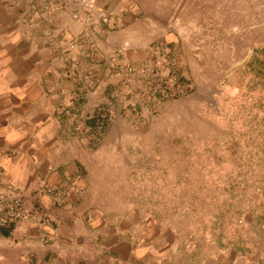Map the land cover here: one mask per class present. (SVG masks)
<instances>
[{
    "label": "crops",
    "instance_id": "0c3cea01",
    "mask_svg": "<svg viewBox=\"0 0 264 264\" xmlns=\"http://www.w3.org/2000/svg\"><path fill=\"white\" fill-rule=\"evenodd\" d=\"M260 53L264 0H0V196L29 214L0 224V264H264V181L222 184L231 224L197 235L118 152L229 140L224 98L254 89Z\"/></svg>",
    "mask_w": 264,
    "mask_h": 264
},
{
    "label": "rangeland",
    "instance_id": "374dc122",
    "mask_svg": "<svg viewBox=\"0 0 264 264\" xmlns=\"http://www.w3.org/2000/svg\"><path fill=\"white\" fill-rule=\"evenodd\" d=\"M259 59L254 63L260 73L255 77L254 89L224 98L229 140L194 141L179 133L160 143L134 142L118 151L128 153L127 165L131 168L128 177L135 192L145 185L150 199L157 194L163 195L167 204L180 199L181 207L177 208L195 215L193 229L197 235L231 224L228 217L235 207L222 204L226 196L222 184L228 183L227 194L235 199L237 182L250 183L253 178L264 181V53H260ZM144 167L147 173L142 172ZM224 210L230 215L224 216Z\"/></svg>",
    "mask_w": 264,
    "mask_h": 264
},
{
    "label": "built area",
    "instance_id": "2783aa9c",
    "mask_svg": "<svg viewBox=\"0 0 264 264\" xmlns=\"http://www.w3.org/2000/svg\"><path fill=\"white\" fill-rule=\"evenodd\" d=\"M156 60L158 64V71L165 72L168 68L173 70L176 68L177 63L171 60L167 54L158 52L156 54ZM169 70L168 78L164 81L162 92L166 97L181 94V88L178 84L177 78ZM7 198L0 196V211L4 213V216L0 218L1 225L11 224L17 221H24L29 214L25 210L21 199L15 196L11 191H8Z\"/></svg>",
    "mask_w": 264,
    "mask_h": 264
}]
</instances>
